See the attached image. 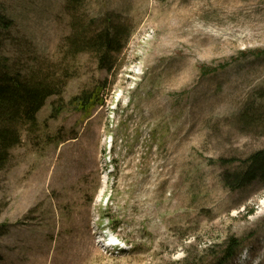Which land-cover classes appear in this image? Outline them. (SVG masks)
<instances>
[{
  "label": "rangeland",
  "instance_id": "1",
  "mask_svg": "<svg viewBox=\"0 0 264 264\" xmlns=\"http://www.w3.org/2000/svg\"><path fill=\"white\" fill-rule=\"evenodd\" d=\"M109 13L132 36L106 71L70 52L64 0H0V60L62 85L0 172V264H264V181L226 186L264 150L239 119L264 111V0H87L79 18ZM83 92L104 105L78 109Z\"/></svg>",
  "mask_w": 264,
  "mask_h": 264
},
{
  "label": "trees",
  "instance_id": "2",
  "mask_svg": "<svg viewBox=\"0 0 264 264\" xmlns=\"http://www.w3.org/2000/svg\"><path fill=\"white\" fill-rule=\"evenodd\" d=\"M65 11L71 17L72 34L66 38L69 50L73 55L82 53L93 54L101 70L111 71L128 44L132 30L121 22L118 15L107 14L100 20V27L89 31L90 22L83 25L79 15L85 9L87 0H64ZM0 22L6 26V18L0 16ZM93 27V26H91ZM62 85L43 82L33 75L25 76L22 72L11 70L9 64L0 60V172L10 160L11 150L20 146L23 133L35 132L39 127L38 115L47 100L61 95ZM82 111H91L97 105H104L99 99V93L83 92L72 102ZM247 108L239 119L246 125L264 124V111L251 113ZM233 184L227 183V188L236 190L254 181H264V150L250 156L233 175ZM5 229L0 227V237ZM239 245L234 240L230 242L225 260H230L236 254Z\"/></svg>",
  "mask_w": 264,
  "mask_h": 264
},
{
  "label": "bare ground",
  "instance_id": "3",
  "mask_svg": "<svg viewBox=\"0 0 264 264\" xmlns=\"http://www.w3.org/2000/svg\"><path fill=\"white\" fill-rule=\"evenodd\" d=\"M264 211V199L261 201L260 209H259V214H261Z\"/></svg>",
  "mask_w": 264,
  "mask_h": 264
}]
</instances>
